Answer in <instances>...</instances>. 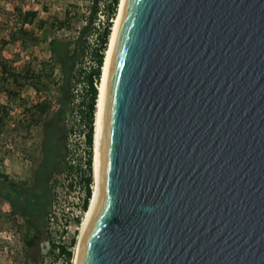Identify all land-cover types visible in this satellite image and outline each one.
Masks as SVG:
<instances>
[{
  "label": "water",
  "instance_id": "1",
  "mask_svg": "<svg viewBox=\"0 0 264 264\" xmlns=\"http://www.w3.org/2000/svg\"><path fill=\"white\" fill-rule=\"evenodd\" d=\"M76 264H264V0H125Z\"/></svg>",
  "mask_w": 264,
  "mask_h": 264
},
{
  "label": "rangeland",
  "instance_id": "2",
  "mask_svg": "<svg viewBox=\"0 0 264 264\" xmlns=\"http://www.w3.org/2000/svg\"><path fill=\"white\" fill-rule=\"evenodd\" d=\"M99 1L101 6L108 0ZM14 4H20L22 9L38 10L36 19L43 20L44 25L38 29L37 22L34 21L36 43L25 46L20 44L16 34V12L12 10ZM86 4L87 0H0V57L7 59L15 70H20L25 63H29L35 72L41 71L42 80L46 84V87L38 86L35 89L33 85H29L30 82H27L26 87L16 90L7 83L9 88L18 91L15 96L6 94L0 84V156L2 157L0 171L14 181H27L41 158V142L44 136L42 126L28 122L25 108L38 98H45L52 106H55L59 96L56 84L58 70L55 67L54 71L49 73L47 66L50 56L48 42L54 38L68 39L75 34L76 26L86 15ZM71 5L76 8H70ZM64 10L70 11L69 29L52 30L49 23L54 18H62ZM116 15L112 20V26ZM103 21L104 14L97 12V18L93 23L95 30L86 35L88 49L76 63L80 71H75L71 79V101L67 106L65 118L67 131L65 161L70 167L53 173L48 181L47 228L43 229V239L37 237L35 241H31L36 248H39L40 264H58L56 247L63 246L67 241H70V246L75 248L78 230L73 229L72 218L78 210L79 196L84 190V176H87L85 169H82L83 157L88 154L84 149L85 145L81 136L84 131L82 126L84 121L81 116L84 109L82 100L86 94L83 76L94 65L90 55L91 49L95 45V35L101 29ZM31 81L34 82V80ZM88 151L91 152L92 162V147H89ZM88 171L92 186V168ZM23 235L24 230L18 218L6 202L0 199V264H23L25 249ZM74 248H72L69 264L73 262Z\"/></svg>",
  "mask_w": 264,
  "mask_h": 264
},
{
  "label": "trees",
  "instance_id": "3",
  "mask_svg": "<svg viewBox=\"0 0 264 264\" xmlns=\"http://www.w3.org/2000/svg\"><path fill=\"white\" fill-rule=\"evenodd\" d=\"M120 0H108L101 4L99 0H87L86 15L83 21L76 26L75 34L70 38H54L48 42V50L50 56L48 57L47 66L49 73H52L55 67L58 70V78L56 81L57 91L59 93L57 104L52 106L50 101L45 98H38L25 108L27 120L30 124H41L43 131V139L41 144V158L35 170V182L37 192H42L48 197V181L53 173L67 170L70 165L66 163L65 157L67 155L65 118L67 113V106L71 101V79L75 75V71H80L76 67V63L81 59L82 55L88 49L86 35L92 30L97 12L104 14V21L102 27L96 32L95 45L91 49V58L93 59V67L84 73L85 81V98L82 100L83 112L81 114L85 126V142L88 147H92V135L94 124L95 104L97 98V84L100 81L101 68L105 57V51L109 43V36L112 30V20L115 17ZM70 8H76L71 5ZM12 10L16 12V34L22 46L29 43L37 42V35L34 33L33 24L36 20V27L41 29L44 25L43 20H37L38 10L36 9H22L20 4H14ZM70 11L64 10L62 18H54L49 23L52 30L69 29L70 25ZM41 71H34L29 63H25L20 70H15L9 61L0 57V84L6 94L15 96L23 87L33 85L37 87H46L42 80ZM81 72H83L81 70ZM31 80H34L32 82ZM10 84L14 88H9L6 84ZM1 122V119H0ZM2 157L0 156V159ZM86 163L91 169V152L88 151ZM0 177L5 179L4 172L0 171ZM90 180L89 176L84 178L85 181V197L83 199L82 208L88 206L91 191L87 186ZM45 187H47L45 189ZM15 198L20 195L22 189L14 185L11 189ZM9 201L12 212L17 213L21 211L20 206L17 205L18 200L10 199L9 196L4 195ZM86 210V209H85ZM47 222V219H46ZM45 224L43 225V227ZM41 233V232H39ZM37 238V237H36ZM60 252L66 256V261L69 263L71 252L65 250L59 245ZM23 264H40L39 253L32 255L28 249H24Z\"/></svg>",
  "mask_w": 264,
  "mask_h": 264
},
{
  "label": "flooded vegetation",
  "instance_id": "4",
  "mask_svg": "<svg viewBox=\"0 0 264 264\" xmlns=\"http://www.w3.org/2000/svg\"><path fill=\"white\" fill-rule=\"evenodd\" d=\"M36 169L37 166L35 165L34 172L27 181H14L5 173V179L0 177V199L6 202L10 210V203L4 195L9 196L10 199L18 200L17 205L20 206L21 211L14 214L24 230L23 241L25 249H28L32 255H37L39 248H36L31 241H35L36 237L40 239L44 238L43 229L45 230L47 228L46 219L48 211V197L42 192L41 186L40 192H37L36 182L34 180ZM14 185L22 189V192L16 198L13 192L9 190ZM46 188L47 187H45V189ZM44 224L45 226L43 227Z\"/></svg>",
  "mask_w": 264,
  "mask_h": 264
},
{
  "label": "bare ground",
  "instance_id": "5",
  "mask_svg": "<svg viewBox=\"0 0 264 264\" xmlns=\"http://www.w3.org/2000/svg\"><path fill=\"white\" fill-rule=\"evenodd\" d=\"M125 0H120L119 2V8L116 15V18L114 19L112 30L109 36V43L108 48L105 51V57L103 61V66L101 68V76H100V83L97 87V98H96V104H95V113H94V124H93V135H92V186H91V195L89 198L88 206L85 212H83V218L82 221L78 227V234L76 236V240L74 243V256H73V262L72 264H76L77 260V252H78V246L79 241L81 238L82 231L85 227V224L94 209L97 199H98V193H99V180H100V127H101V117H102V107H103V100H104V91H105V81H106V74L108 69V64L113 48V43L115 39V34L117 30L118 20L120 16L121 9L123 7ZM71 262V261H70Z\"/></svg>",
  "mask_w": 264,
  "mask_h": 264
},
{
  "label": "built area",
  "instance_id": "6",
  "mask_svg": "<svg viewBox=\"0 0 264 264\" xmlns=\"http://www.w3.org/2000/svg\"><path fill=\"white\" fill-rule=\"evenodd\" d=\"M82 126H83V128H84V131L82 132V134H81V136H82V139H83V143H84V145H85V150H87V153H88V149H89V147L87 146V144H86V142H85V126H84V124H82ZM83 154L85 155V151L83 152ZM87 157H88V154H86V157L84 156L83 157V164H82V169H85V174L87 175V176H90V174L88 173L89 171H88V165H87V163H86V159H87ZM85 178H86V176H84ZM83 183H84V190H82V192H81V194H80V199H79V203H78V210L75 212V214L73 215V218H72V221H73V224H72V227H73V229H76V230H78V227H79V225H80V223H81V221H82V214H83V212H84V209L82 208V203H83V199H84V197H85V181H83ZM87 186H88V188H89V190L91 191V183L88 181L87 182ZM77 236V235H76ZM75 240H76V238H75ZM65 250H69L71 253H72V246H70V241H67L66 242V244H64L63 246H62ZM56 254L58 255V264H69L67 261H66V256H65V254L64 253H62V252H60V250H59V246L58 247H56ZM71 259H69V261H70Z\"/></svg>",
  "mask_w": 264,
  "mask_h": 264
}]
</instances>
